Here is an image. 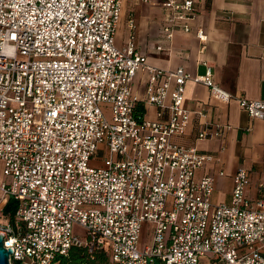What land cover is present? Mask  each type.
Here are the masks:
<instances>
[{
	"label": "built area",
	"instance_id": "1",
	"mask_svg": "<svg viewBox=\"0 0 264 264\" xmlns=\"http://www.w3.org/2000/svg\"><path fill=\"white\" fill-rule=\"evenodd\" d=\"M123 1L0 0L1 187L17 203L15 225L0 220L10 264H55L72 248L109 264H264V184L251 201L241 168L231 204H215L214 178L197 176L213 156L176 141L202 115L185 106L190 81L252 119L264 120V100L233 96L210 68L194 77L151 65L134 18L118 47ZM135 1L161 7L169 43L193 31L196 0ZM229 129L205 125L196 141ZM145 225L152 241L140 248Z\"/></svg>",
	"mask_w": 264,
	"mask_h": 264
},
{
	"label": "crops",
	"instance_id": "2",
	"mask_svg": "<svg viewBox=\"0 0 264 264\" xmlns=\"http://www.w3.org/2000/svg\"><path fill=\"white\" fill-rule=\"evenodd\" d=\"M196 2L198 16L193 31H176L169 43L162 34L165 14L160 6L124 0L118 27L121 45L129 35L128 20L134 18L138 48L151 65L164 70L183 67L194 77L210 68L217 84L233 96L264 100V0ZM198 28L207 36L204 44L195 34ZM159 46L164 51L158 52ZM144 81L142 76L137 78L135 93L142 92ZM185 106L202 115L193 116L187 135L176 141L213 156L197 172L198 177L214 178L213 202L231 204L234 177L241 168L250 172L247 197L251 201L259 198L264 184V120L252 119L236 101L225 104L213 99L207 87L191 81L185 87ZM147 110L148 117L156 119L155 108L149 106ZM212 123L230 129L221 137L196 141L198 132Z\"/></svg>",
	"mask_w": 264,
	"mask_h": 264
},
{
	"label": "trees",
	"instance_id": "3",
	"mask_svg": "<svg viewBox=\"0 0 264 264\" xmlns=\"http://www.w3.org/2000/svg\"><path fill=\"white\" fill-rule=\"evenodd\" d=\"M140 111H144L139 107ZM17 203L13 198H10L2 209L4 219L11 224L16 223ZM55 264H109L104 253L94 252L90 254L86 248H72L68 255L60 256L55 260Z\"/></svg>",
	"mask_w": 264,
	"mask_h": 264
},
{
	"label": "rangeland",
	"instance_id": "4",
	"mask_svg": "<svg viewBox=\"0 0 264 264\" xmlns=\"http://www.w3.org/2000/svg\"><path fill=\"white\" fill-rule=\"evenodd\" d=\"M136 38L138 39V32L137 31H136ZM120 40H122V38L120 37V33H119V30H118V32L116 34V45L118 47H122L123 46V45H121L122 43H121ZM137 42H138V40H137ZM4 181H5V177L3 176L2 163H0V220L4 219V217L2 215V211H1V208L3 207L2 204L5 203L4 195H3V191H2V187H1V185H2V183ZM151 241H152V238H151L150 228L145 225L143 227V230H142V233H141L139 247L143 248L146 245H150ZM24 264H29V263L25 262ZM156 264H163V263H161L160 261H157Z\"/></svg>",
	"mask_w": 264,
	"mask_h": 264
},
{
	"label": "water",
	"instance_id": "5",
	"mask_svg": "<svg viewBox=\"0 0 264 264\" xmlns=\"http://www.w3.org/2000/svg\"><path fill=\"white\" fill-rule=\"evenodd\" d=\"M12 250L4 248L3 236L0 235V264H10V255Z\"/></svg>",
	"mask_w": 264,
	"mask_h": 264
}]
</instances>
